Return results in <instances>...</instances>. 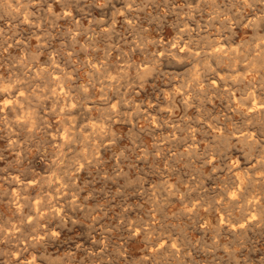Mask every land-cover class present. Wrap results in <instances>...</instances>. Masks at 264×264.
<instances>
[{
  "label": "clouds",
  "instance_id": "1",
  "mask_svg": "<svg viewBox=\"0 0 264 264\" xmlns=\"http://www.w3.org/2000/svg\"><path fill=\"white\" fill-rule=\"evenodd\" d=\"M0 264H264V0H0Z\"/></svg>",
  "mask_w": 264,
  "mask_h": 264
}]
</instances>
